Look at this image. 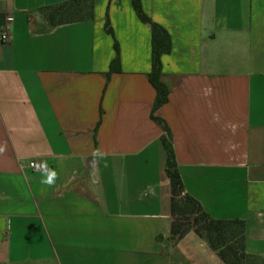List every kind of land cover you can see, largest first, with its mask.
<instances>
[{
    "label": "crops",
    "instance_id": "obj_1",
    "mask_svg": "<svg viewBox=\"0 0 264 264\" xmlns=\"http://www.w3.org/2000/svg\"><path fill=\"white\" fill-rule=\"evenodd\" d=\"M63 1L0 0V264H225L193 230L170 239L150 24L131 0H93L90 20L47 26L41 7ZM140 3L171 37L153 116L182 185L244 220L264 264V0Z\"/></svg>",
    "mask_w": 264,
    "mask_h": 264
},
{
    "label": "trees",
    "instance_id": "obj_2",
    "mask_svg": "<svg viewBox=\"0 0 264 264\" xmlns=\"http://www.w3.org/2000/svg\"><path fill=\"white\" fill-rule=\"evenodd\" d=\"M141 0H131V4L141 22L149 23L152 30L151 38V71L148 80L156 90L151 116L163 128V143L166 151L165 171L169 177L171 194V223L170 239L176 241L193 230L215 250L225 264H258L246 251L245 223L240 218H214L204 211L199 201L186 193L181 177L177 171L176 160L170 141L169 127L164 120L153 116V112L168 100L170 87L161 79V56L171 50V37L167 30L152 21L141 5ZM42 18L46 25L52 27L60 23H71L79 20H90L93 17V0H68L56 5L41 7ZM105 30L113 35L108 18L105 20ZM116 55L110 63V72H120L119 48L114 40Z\"/></svg>",
    "mask_w": 264,
    "mask_h": 264
},
{
    "label": "built area",
    "instance_id": "obj_3",
    "mask_svg": "<svg viewBox=\"0 0 264 264\" xmlns=\"http://www.w3.org/2000/svg\"><path fill=\"white\" fill-rule=\"evenodd\" d=\"M8 34H9L8 31L6 29H3L2 34H1V40L7 41L9 37ZM29 166L32 168H36L37 164L34 161H30Z\"/></svg>",
    "mask_w": 264,
    "mask_h": 264
},
{
    "label": "clouds",
    "instance_id": "obj_4",
    "mask_svg": "<svg viewBox=\"0 0 264 264\" xmlns=\"http://www.w3.org/2000/svg\"><path fill=\"white\" fill-rule=\"evenodd\" d=\"M54 175V174H53ZM49 183L51 182V179H49V181H48Z\"/></svg>",
    "mask_w": 264,
    "mask_h": 264
}]
</instances>
